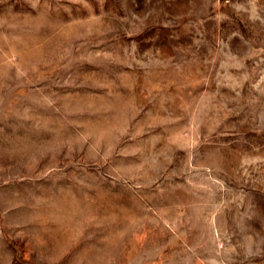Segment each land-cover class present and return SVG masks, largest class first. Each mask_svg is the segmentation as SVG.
Segmentation results:
<instances>
[{"label":"rangeland","instance_id":"rangeland-1","mask_svg":"<svg viewBox=\"0 0 264 264\" xmlns=\"http://www.w3.org/2000/svg\"><path fill=\"white\" fill-rule=\"evenodd\" d=\"M0 264H264V0H0Z\"/></svg>","mask_w":264,"mask_h":264}]
</instances>
